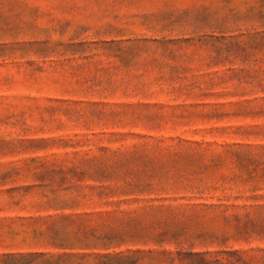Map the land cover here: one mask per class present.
Wrapping results in <instances>:
<instances>
[{
    "label": "rangeland",
    "instance_id": "374dc122",
    "mask_svg": "<svg viewBox=\"0 0 264 264\" xmlns=\"http://www.w3.org/2000/svg\"><path fill=\"white\" fill-rule=\"evenodd\" d=\"M0 264H264V0H0Z\"/></svg>",
    "mask_w": 264,
    "mask_h": 264
}]
</instances>
